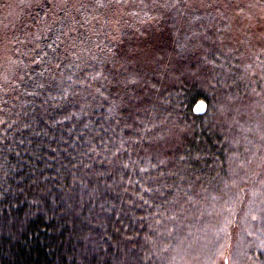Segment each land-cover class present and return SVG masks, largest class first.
<instances>
[{"label": "trees", "instance_id": "obj_1", "mask_svg": "<svg viewBox=\"0 0 264 264\" xmlns=\"http://www.w3.org/2000/svg\"><path fill=\"white\" fill-rule=\"evenodd\" d=\"M206 1L0 0V264H264V47Z\"/></svg>", "mask_w": 264, "mask_h": 264}, {"label": "rangeland", "instance_id": "obj_2", "mask_svg": "<svg viewBox=\"0 0 264 264\" xmlns=\"http://www.w3.org/2000/svg\"><path fill=\"white\" fill-rule=\"evenodd\" d=\"M203 5L206 6L204 8L205 10L208 7L206 11L214 10L217 8L218 10L216 12L218 14L225 15L224 13H222L223 10H225L226 13L230 12L228 15L224 16L228 21V23L230 22L229 24L228 23L224 24L228 29H230V32L228 30L229 33L220 34L218 37L219 39L217 40L218 41L217 44H220L221 46L222 43L224 45L230 46V48L240 49L243 55L254 54V52L259 49L258 46L260 45L264 47V25H259V26H263L261 27V30H259V27H258V31L249 30L248 31L250 32L249 38H247L245 33H243V31L244 30L246 31L247 29L241 27L243 23L246 22V16L248 15L249 11L253 13L252 19L249 20L251 22L248 23L250 27L254 28L261 20L264 22L263 3L260 6H257V5H253L251 0H207ZM238 15H240V20ZM109 17L115 18V16H109ZM117 17L121 22L123 21V19H121L122 18L121 16L117 15ZM108 21L110 22L109 18ZM99 29L101 28L99 27ZM231 39L234 40L233 43H230ZM3 63H5V58L1 59L0 65ZM193 67L196 68L193 69L194 71L198 69L196 64H193ZM259 71H262V65L255 66V68L252 71H250V73L252 75H255L256 77H260V74L258 73Z\"/></svg>", "mask_w": 264, "mask_h": 264}, {"label": "water", "instance_id": "obj_3", "mask_svg": "<svg viewBox=\"0 0 264 264\" xmlns=\"http://www.w3.org/2000/svg\"><path fill=\"white\" fill-rule=\"evenodd\" d=\"M207 103L203 99H198L192 106L195 114H203L206 111Z\"/></svg>", "mask_w": 264, "mask_h": 264}]
</instances>
